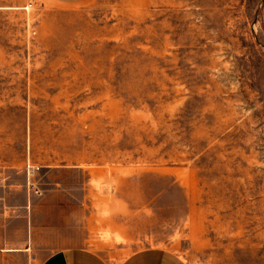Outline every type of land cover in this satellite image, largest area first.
I'll return each mask as SVG.
<instances>
[{
    "label": "rangeland",
    "instance_id": "1",
    "mask_svg": "<svg viewBox=\"0 0 264 264\" xmlns=\"http://www.w3.org/2000/svg\"><path fill=\"white\" fill-rule=\"evenodd\" d=\"M32 149L92 171L113 263L264 264V0H0V156Z\"/></svg>",
    "mask_w": 264,
    "mask_h": 264
},
{
    "label": "crops",
    "instance_id": "2",
    "mask_svg": "<svg viewBox=\"0 0 264 264\" xmlns=\"http://www.w3.org/2000/svg\"><path fill=\"white\" fill-rule=\"evenodd\" d=\"M32 150L19 161L0 156V264H189L163 247L143 248L113 263L80 244L91 206L71 181L79 183L92 171L80 159L67 163L57 153L43 159Z\"/></svg>",
    "mask_w": 264,
    "mask_h": 264
},
{
    "label": "built area",
    "instance_id": "3",
    "mask_svg": "<svg viewBox=\"0 0 264 264\" xmlns=\"http://www.w3.org/2000/svg\"><path fill=\"white\" fill-rule=\"evenodd\" d=\"M35 192L36 193H40V191L38 190V188H35Z\"/></svg>",
    "mask_w": 264,
    "mask_h": 264
}]
</instances>
